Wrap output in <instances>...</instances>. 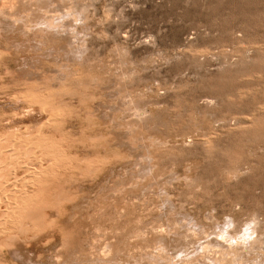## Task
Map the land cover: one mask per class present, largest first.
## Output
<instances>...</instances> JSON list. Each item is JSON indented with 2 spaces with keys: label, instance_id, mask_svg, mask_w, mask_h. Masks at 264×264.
<instances>
[{
  "label": "rangeland",
  "instance_id": "obj_1",
  "mask_svg": "<svg viewBox=\"0 0 264 264\" xmlns=\"http://www.w3.org/2000/svg\"><path fill=\"white\" fill-rule=\"evenodd\" d=\"M263 24L264 0H0V167L25 189L1 184L23 243L0 264H264Z\"/></svg>",
  "mask_w": 264,
  "mask_h": 264
},
{
  "label": "bare ground",
  "instance_id": "obj_2",
  "mask_svg": "<svg viewBox=\"0 0 264 264\" xmlns=\"http://www.w3.org/2000/svg\"><path fill=\"white\" fill-rule=\"evenodd\" d=\"M247 1V0H246ZM233 4V3H232ZM250 6V5H249ZM6 7V6H5ZM243 10V9H242ZM251 13V12H250ZM260 13V12H259ZM254 15H257V14H254ZM262 15V14H261ZM242 16H244V14L242 15ZM258 16V15H257ZM247 17V16H246ZM254 17V16H253ZM256 17V16H255ZM253 19V18H252ZM248 22V21H247ZM249 22H251V21H249ZM244 23V22H243ZM248 24V23H247ZM255 24V23H254ZM258 24V23H257ZM227 25H228V23H227ZM264 25V24H263ZM206 26V25H205ZM244 26V25H243ZM249 26H250V24H249ZM255 26V25H254ZM210 27V26H209ZM239 27V26H238ZM224 28V27H223ZM226 28V27H225ZM249 28V27H248ZM261 28V27H260ZM209 29V28H208ZM228 29V28H227ZM231 29V28H230ZM256 29V28H255ZM264 29V28H263ZM262 29V30H263ZM252 30V29H251ZM205 31V30H204ZM211 31V30H210ZM216 31V30H215ZM254 31V30H253ZM259 32V31H258ZM242 33V32H241ZM233 34V33H232ZM249 34V33H248ZM221 36V35H220ZM223 36V35H222ZM225 36V35H224ZM206 37V36H205ZM208 37V36H207ZM230 37V36H229ZM241 37V36H240ZM253 37V36H252ZM259 38V37H258ZM216 39V38H215ZM227 39V38H226ZM247 39V38H246ZM260 39V38H259ZM220 40V39H219ZM250 40V39H249ZM229 41V40H228ZM244 41V40H243ZM248 42V41H247ZM217 43V42H216ZM219 43V42H218ZM221 43V42H220ZM219 43V44H220ZM242 43V42H241ZM239 44H240V42H239ZM182 45V44H181ZM210 45V44H209ZM197 49V48H196ZM250 49V48H249ZM225 51V50H224ZM204 53V52H203ZM191 54V53H190ZM196 54V53H195ZM223 55V54H222ZM239 57V56H238ZM193 59H194V57H193ZM200 61V60H199ZM199 63V62H198ZM245 70V69H244ZM237 72V71H236ZM247 74V73H246ZM243 75V74H242ZM238 76V75H237ZM233 77V76H232ZM242 78V77H241ZM238 79V78H237ZM221 80V79H220ZM234 82V81H233ZM235 84H236V82H235ZM244 84V83H243ZM38 89V88H37ZM31 90H33V88L31 89ZM223 97V96H222ZM15 99V98H14ZM204 100V99H203ZM208 100V99H207ZM219 100V99H218ZM225 104V103H224ZM212 105V104H211ZM193 108V107H192ZM196 108V107H195ZM200 108H202V107H200ZM208 108V107H207ZM230 108H231V106H230ZM223 109V108H222ZM226 109H228V108H226ZM247 109V108H246ZM264 109V108H263ZM40 110V109H39ZM217 110V109H216ZM213 111V110H212ZM219 111H221V110H219ZM246 111V110H245ZM225 112V111H224ZM230 113V112H229ZM35 116V115H34ZM33 116V117H34ZM224 117V116H223ZM218 120V119H217ZM143 122V121H142ZM48 126H49V124H48ZM48 128H50V127H48ZM248 131V130H247ZM263 132H261V133H263L264 134V130H262ZM33 132H36V133H33ZM32 133L34 134L33 136H31L30 137V143H29V147H33V148H35L36 149V147H37V149H39L40 151L41 150H45V147L47 146V144H48V142H50V143H54V141H53V139H51V138H49L46 134H48V133H45V138H41L38 134H37V132L38 131H33ZM256 133V132H255ZM251 135H252V133H250ZM263 134H261V135H263ZM217 135V134H216ZM260 135V134H259ZM264 136V135H263ZM208 137V136H207ZM249 137H251V136H249ZM209 138V137H208ZM229 138H231V137H229ZM259 139V138H258ZM16 141V140H15ZM14 141V142H15ZM21 142V140H18V143H19V147L21 148L20 150H22L23 148V145L20 143ZM205 141L206 142H208V143H211L210 142V140H206L205 139ZM241 141V140H240ZM239 141V142H240ZM24 143V142H23ZM208 143H206V145L208 144ZM244 143V142H243ZM21 144V145H20ZM236 145V144H235ZM28 146H26V147H28ZM240 147V146H239ZM17 148V147H16ZM32 148V149H33ZM20 150H19V154H20ZM24 150V149H23ZM27 150V149H26ZM39 150H36V152L38 153L39 152ZM33 151H34V149H33ZM32 151V152H33ZM51 151V150H50ZM22 152H26V151H22ZM34 154H35V151L33 152ZM15 154V153H14ZM207 154V153H206ZM33 155V154H32ZM16 156V155H15ZM39 157H42V156H39ZM19 158V157H18ZM35 158H36V155H35ZM38 158V157H37ZM36 158V159H37ZM38 161V160H37ZM36 162V161H35ZM36 164H37V162H36ZM39 164V163H38ZM23 166V165H22ZM38 166V165H37ZM18 170V169H17ZM30 170V169H29ZM32 170L34 171V169L32 168L29 172H32ZM21 185V184H20ZM10 186V190H13V193H10L11 194V198H14V199H17L16 201H5V205H10V204H16V205H21L22 204V202L21 201H19L18 199H20V197L22 196V186H19V184H18V186L19 187H16V185L14 186V185H9ZM6 195V194H5ZM8 199V198H7ZM8 209V208H7ZM21 210V209H20ZM13 212H17V213H22V211L21 212H19V210H17V211H14V210H3V213H7L8 214V216H9V219L8 220H11V221H13L14 222V220H13V218H12V214H13ZM23 214V213H22ZM4 216H2V218H3ZM259 217V216H258ZM257 217V218H258ZM5 218H7L6 216H5ZM24 217L23 216H21V221H23L24 222V220H25V218L23 219ZM255 219V218H254ZM249 221V220H248ZM257 221H258V219H257ZM232 223L231 224H233V222H234V220L233 221H231ZM235 222H236V220H235ZM250 222H251V220H250ZM19 223H22V222H18V224ZM227 223V226H225L224 228L225 229H223V228H221V230H223L222 231V236L223 235H225V236H228L229 235V232H230V230H229V232H228V229L230 228V223L229 222H226ZM225 223V224H226ZM240 223V222H239ZM239 223H238V225H239ZM254 223V222H253ZM252 223V224H253ZM258 223V222H257ZM257 223H255V224H257ZM259 224V223H258ZM257 224V225H258ZM22 225V224H21ZM20 225V226H21ZM234 225H235V223H234ZM237 225V224H236ZM254 226V225H253ZM256 226V225H255ZM229 227V228H228ZM236 227H238V226H236ZM246 228H244V232H243V234L242 235H240V236H236L235 237V239L237 240V241H239V240H243V241H249V240H251L252 238H253V235L254 234H256V232H255V230L254 229H252L250 226H245ZM19 228V227H18ZM233 229L232 230H236L235 229V226H233L232 227ZM258 228V227H257ZM239 229V228H238ZM243 229V228H242ZM259 229V228H258ZM262 229V228H261ZM260 229V231H262ZM13 230V229H12ZM21 231V230H20ZM239 231V230H238ZM242 231V230H241ZM259 230H257V232H258ZM236 233H238L237 231H235ZM4 234H8V233H10V232H3ZM261 233H263V232H261ZM228 234V235H227ZM2 234H0V236H1ZM258 235V234H257ZM259 235H261V234H259ZM3 236H4V238H6V240H4L3 242H2V244L3 245H5V246H7L8 247V250H9V252H18L19 250L18 249H16V248H13L14 247V245L16 244V243H19V244H21V243H23V242H18V235L17 234H13V233H11V234H8V236H5V235H2V238H3ZM20 236V235H19ZM232 236H235V234L234 235H232ZM229 237H231V236H229ZM260 237V236H259ZM21 238V237H20ZM254 239V238H253ZM256 239V238H255ZM255 239H254V241H255ZM257 239H259L258 237H257ZM232 241V240H231ZM230 241V242H231ZM236 241V242H237ZM242 241V242H243ZM257 241V240H256ZM0 242V243H1ZM226 242V241H225ZM251 243H253V240L252 241H250ZM258 242V241H257ZM227 243H228V241H227ZM238 243V242H237ZM239 244V243H238ZM13 245V246H12ZM231 245V244H230ZM235 245V244H234ZM232 246V245H231ZM230 246V247H231ZM208 248V247H207ZM7 250V249H6ZM3 254H5V252L4 251H2V254H0V256H2ZM224 254H226V253H224Z\"/></svg>",
  "mask_w": 264,
  "mask_h": 264
},
{
  "label": "crops",
  "instance_id": "obj_3",
  "mask_svg": "<svg viewBox=\"0 0 264 264\" xmlns=\"http://www.w3.org/2000/svg\"><path fill=\"white\" fill-rule=\"evenodd\" d=\"M0 149H1V147H0ZM1 153V152H0ZM0 172L2 173H4L3 175H0V190H2V189H4V188H6L5 186H1V184H3V183H6V184H10V183H7L6 182V180L4 179V177L6 176V179H7V175H8V173L7 172H4V170H2V168L0 167ZM3 180H5L4 182H1V181H3ZM7 187H10V186H7ZM23 188V187H22ZM10 189V188H9ZM25 190V189H24ZM23 189H22V192L24 191ZM11 191V193H13V190H10ZM22 196H23V193H22ZM21 196V197H22ZM12 196L10 195V198H11ZM11 199H13V198H11ZM22 211V213H25V212H29V211H27V210H24V209H21V210H19V212H21Z\"/></svg>",
  "mask_w": 264,
  "mask_h": 264
}]
</instances>
